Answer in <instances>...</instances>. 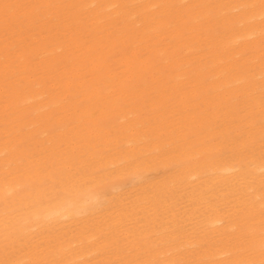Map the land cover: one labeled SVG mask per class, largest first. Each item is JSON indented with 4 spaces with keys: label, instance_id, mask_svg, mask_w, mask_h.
I'll return each instance as SVG.
<instances>
[{
    "label": "bare ground",
    "instance_id": "1",
    "mask_svg": "<svg viewBox=\"0 0 264 264\" xmlns=\"http://www.w3.org/2000/svg\"><path fill=\"white\" fill-rule=\"evenodd\" d=\"M0 264H264V0H0Z\"/></svg>",
    "mask_w": 264,
    "mask_h": 264
},
{
    "label": "rangeland",
    "instance_id": "2",
    "mask_svg": "<svg viewBox=\"0 0 264 264\" xmlns=\"http://www.w3.org/2000/svg\"><path fill=\"white\" fill-rule=\"evenodd\" d=\"M125 186H126L125 188H129V187H130V184H129V185H128V184H126ZM128 186H129V187H128Z\"/></svg>",
    "mask_w": 264,
    "mask_h": 264
}]
</instances>
